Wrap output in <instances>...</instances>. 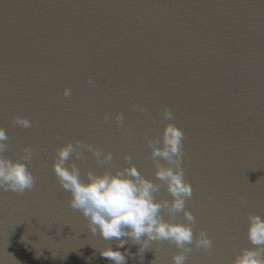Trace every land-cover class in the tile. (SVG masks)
<instances>
[{
    "label": "water",
    "instance_id": "95a60500",
    "mask_svg": "<svg viewBox=\"0 0 264 264\" xmlns=\"http://www.w3.org/2000/svg\"><path fill=\"white\" fill-rule=\"evenodd\" d=\"M165 107L184 133L193 232L212 240L208 251L193 246L185 264H231L253 247L247 216L264 218V0H0L3 155L36 153L27 164L35 186L0 190V264H112L100 254L107 247L126 264H172L179 249L168 241L137 255V244L117 249L88 231L52 169L56 148L81 141L113 155L102 166L81 149L70 162L82 178L126 167L127 155L159 184L145 139L169 123ZM155 196L170 199L162 184Z\"/></svg>",
    "mask_w": 264,
    "mask_h": 264
},
{
    "label": "clouds",
    "instance_id": "9594fccd",
    "mask_svg": "<svg viewBox=\"0 0 264 264\" xmlns=\"http://www.w3.org/2000/svg\"><path fill=\"white\" fill-rule=\"evenodd\" d=\"M70 94L71 90L66 88L64 95ZM131 107L144 111L142 106L133 104ZM162 117L169 123L163 126L157 137L145 139L154 164L153 175L159 184L142 176L127 155L123 156L126 167L105 168L100 173L86 171L82 178L80 168L70 162L72 158H83L81 149L90 152L102 166L110 165L113 155L81 141L56 148L52 169L58 184L69 193L68 205L86 219L88 231L92 234L98 233L104 240L115 239L117 249L129 241L137 244V255L142 254L150 242L165 240L179 249L172 256V264H185L193 246L208 251L212 240L203 229L198 236L193 232L195 219L185 207L186 200L192 196V188L184 178L181 163L184 133L170 122L174 114L167 107L162 111ZM108 118L105 114L104 119ZM112 119L122 126L121 113ZM13 123L23 128L35 126L34 122L21 117H16ZM8 139L4 129L0 128V190L22 194L35 186L36 178L27 164L36 153L28 146L23 149L20 159H10L3 155L8 150ZM160 184L170 199H156ZM163 213H167V220ZM177 213L183 214L185 222L175 219ZM246 235L253 247L241 249L231 264H264V218L249 214ZM100 254L112 264H126L125 254L119 250L107 247Z\"/></svg>",
    "mask_w": 264,
    "mask_h": 264
}]
</instances>
